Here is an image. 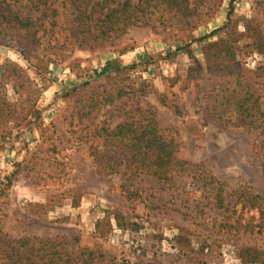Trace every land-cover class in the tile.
<instances>
[{
  "label": "rangeland",
  "instance_id": "374dc122",
  "mask_svg": "<svg viewBox=\"0 0 264 264\" xmlns=\"http://www.w3.org/2000/svg\"><path fill=\"white\" fill-rule=\"evenodd\" d=\"M169 1L177 6L164 10ZM161 6L152 24L131 27L112 45L63 49L51 60L41 53L26 58L0 34V65L20 66L33 90L28 106L39 113L0 128V229L11 238L65 236L74 257L80 247L94 248L108 254L109 264H248L243 247L264 250L255 232L218 231L221 212L206 206L190 172L171 183L144 176L128 183L127 158L113 147L108 157L118 172L108 176L112 182L103 175L108 147L94 133L113 129L127 112L154 108L161 129L178 131L177 159L202 163L225 182L229 202L248 193L264 197V136L210 110L215 93L235 85L238 75L261 84L251 75L264 58L247 46L231 66L206 56L209 43L232 33L240 39L247 23L260 24L264 36V0H165ZM114 60L119 70L102 74ZM13 68L6 67V81L15 77ZM118 86L129 95L88 111L92 97ZM6 96L17 98L11 82ZM124 185L139 191L132 195ZM242 208L237 203L231 221ZM243 211L245 219L258 216L255 208Z\"/></svg>",
  "mask_w": 264,
  "mask_h": 264
},
{
  "label": "trees",
  "instance_id": "16d2710c",
  "mask_svg": "<svg viewBox=\"0 0 264 264\" xmlns=\"http://www.w3.org/2000/svg\"><path fill=\"white\" fill-rule=\"evenodd\" d=\"M21 1L0 0V34L11 38L26 58H30L33 54L39 56L38 53H41L43 57L51 56L50 60L56 59L53 56L58 57L63 49L65 54L75 48L93 49L105 44H114L131 27L152 24L153 13L159 11L162 8L161 4L165 2V0H140L138 3H133L131 0H124L120 3V1L102 0L93 3L92 0H26L25 3H20ZM176 6V1H169L163 8L171 11V8ZM232 12L231 7L228 21L231 20ZM32 13L39 14L33 17ZM234 35L235 33H232L226 38L209 43L206 56L208 59L211 58L214 65L224 67L223 62L228 61L231 66L230 62L236 60L238 50L246 46L257 50L264 58V36L260 24L247 23L240 36L242 40L235 38ZM9 64L14 67L15 77L6 81L4 71ZM114 68L119 70L118 61H108L102 69V74H109ZM22 71L20 66L12 62L0 65V128L39 114L37 109L28 106L31 103L33 90L27 83L28 79H21ZM252 74L251 76H255L256 79L264 80V61L263 66ZM245 75H238L235 85L221 87L213 96L210 110L218 119L235 116L239 126L264 136V88L260 89L261 84L264 87V81H260L259 84L246 78ZM9 82L17 95L13 101L6 96V85ZM128 95L129 89L121 86L107 91L101 99V94L98 92L99 98L92 97L91 103L86 108L92 112L98 110L99 104L110 105ZM176 113H179L177 109ZM94 136L102 138L108 147L106 154L102 153L107 159L100 163L107 182H112V177L108 176L118 172L117 161L108 157V151L113 147L119 149L117 152L119 157L127 158L125 168L129 175L128 183L139 176L155 178L159 183L161 181L171 183L176 177L190 172L195 185L201 184L198 189L204 192L201 199L204 197L207 199L206 206L221 212L220 219L214 220L219 232H255L264 238V197L252 193L241 195L239 202L242 203L243 208L235 221H231L238 212L236 205L239 202L228 201L231 195L226 193L227 184L205 169L202 163L192 164L177 159L178 147L181 144L178 131L172 128L161 129L154 108L127 112L125 118L113 129L102 126ZM260 150L264 158V140ZM8 180V184H11V180L9 178ZM122 188L127 189L132 195L139 191V189L129 190L128 185ZM245 207L248 210L257 209L258 216L252 214L249 219H245L243 217ZM257 217L259 222L255 223ZM74 239L79 242L78 238ZM69 245L70 242L65 236L54 238L24 236L14 239L0 229V264H109L111 262L107 253L88 247H80L77 256L74 257ZM242 250L245 263L264 264V250L250 247H243Z\"/></svg>",
  "mask_w": 264,
  "mask_h": 264
}]
</instances>
